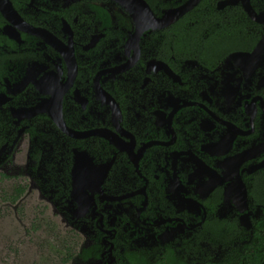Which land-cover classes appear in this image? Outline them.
<instances>
[{"label":"flooded vegetation","instance_id":"1","mask_svg":"<svg viewBox=\"0 0 264 264\" xmlns=\"http://www.w3.org/2000/svg\"><path fill=\"white\" fill-rule=\"evenodd\" d=\"M6 214L74 264L222 262L262 235L264 0H0Z\"/></svg>","mask_w":264,"mask_h":264},{"label":"rangeland","instance_id":"2","mask_svg":"<svg viewBox=\"0 0 264 264\" xmlns=\"http://www.w3.org/2000/svg\"><path fill=\"white\" fill-rule=\"evenodd\" d=\"M65 243L64 234L57 229L48 233L38 224L37 231L31 232L23 216L18 220L1 215L0 264H74L65 259Z\"/></svg>","mask_w":264,"mask_h":264},{"label":"trees","instance_id":"3","mask_svg":"<svg viewBox=\"0 0 264 264\" xmlns=\"http://www.w3.org/2000/svg\"><path fill=\"white\" fill-rule=\"evenodd\" d=\"M167 264L184 263L180 260L171 259ZM205 264H264V233L262 235L255 234L242 251L231 253L227 260Z\"/></svg>","mask_w":264,"mask_h":264}]
</instances>
